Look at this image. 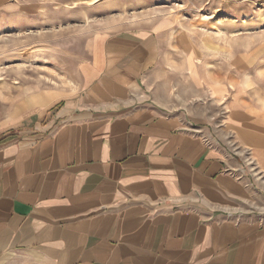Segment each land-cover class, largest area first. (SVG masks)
<instances>
[{
  "label": "crops",
  "instance_id": "crops-1",
  "mask_svg": "<svg viewBox=\"0 0 264 264\" xmlns=\"http://www.w3.org/2000/svg\"><path fill=\"white\" fill-rule=\"evenodd\" d=\"M160 60L96 38L82 91L0 136V264H264V123L174 101Z\"/></svg>",
  "mask_w": 264,
  "mask_h": 264
},
{
  "label": "rangeland",
  "instance_id": "rangeland-1",
  "mask_svg": "<svg viewBox=\"0 0 264 264\" xmlns=\"http://www.w3.org/2000/svg\"><path fill=\"white\" fill-rule=\"evenodd\" d=\"M131 31L160 36L161 93L264 123V0H0V136L79 94L94 40Z\"/></svg>",
  "mask_w": 264,
  "mask_h": 264
}]
</instances>
